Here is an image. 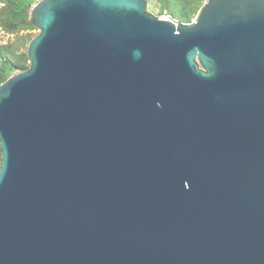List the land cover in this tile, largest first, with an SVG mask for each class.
<instances>
[{
	"label": "water",
	"instance_id": "obj_1",
	"mask_svg": "<svg viewBox=\"0 0 264 264\" xmlns=\"http://www.w3.org/2000/svg\"><path fill=\"white\" fill-rule=\"evenodd\" d=\"M0 84V264H264V0L189 26L39 0Z\"/></svg>",
	"mask_w": 264,
	"mask_h": 264
},
{
	"label": "trees",
	"instance_id": "obj_2",
	"mask_svg": "<svg viewBox=\"0 0 264 264\" xmlns=\"http://www.w3.org/2000/svg\"><path fill=\"white\" fill-rule=\"evenodd\" d=\"M39 0H5L4 5L0 8V27L9 33L15 30L31 29L32 25L29 22V11L31 7ZM145 1V0H144ZM185 0H160L164 8H178ZM202 6L195 5L192 9L178 11L179 23H183L189 19L193 13L200 11ZM166 12L167 11H163ZM170 17V14L167 13ZM27 42L25 43V46ZM17 50L11 46H0V84L6 81L13 74H17L26 70L29 67V60L25 53L16 55ZM28 64V65H27ZM1 159V152H0Z\"/></svg>",
	"mask_w": 264,
	"mask_h": 264
},
{
	"label": "rangeland",
	"instance_id": "obj_3",
	"mask_svg": "<svg viewBox=\"0 0 264 264\" xmlns=\"http://www.w3.org/2000/svg\"><path fill=\"white\" fill-rule=\"evenodd\" d=\"M5 0H0V8L4 5ZM206 0H185L182 3H180L178 8H164L160 0H145V12L149 14L152 17H156L158 19H162V13L163 11H167V13L170 14V20L176 24V25H182V26H189L193 24L196 20L197 13H193L189 16V19L186 21H183V23H179V18L178 17V11L180 9H183L184 11L188 10L189 5L190 8L192 9L195 5H200L203 6L205 4ZM30 12V11H29ZM38 34V30L32 26L31 29H22L19 28L15 30L12 33L4 31L0 27V46H7L11 45L13 46L17 52L16 55H20L25 53L26 55V50L28 43L30 40ZM25 46V43L27 42ZM28 65V64H27ZM30 65V63H29ZM15 75V74H13ZM1 160V159H0Z\"/></svg>",
	"mask_w": 264,
	"mask_h": 264
},
{
	"label": "built area",
	"instance_id": "obj_4",
	"mask_svg": "<svg viewBox=\"0 0 264 264\" xmlns=\"http://www.w3.org/2000/svg\"><path fill=\"white\" fill-rule=\"evenodd\" d=\"M162 20L171 21L169 15L166 12L162 13ZM172 22V21H171Z\"/></svg>",
	"mask_w": 264,
	"mask_h": 264
}]
</instances>
